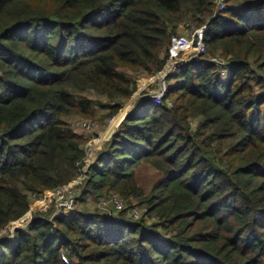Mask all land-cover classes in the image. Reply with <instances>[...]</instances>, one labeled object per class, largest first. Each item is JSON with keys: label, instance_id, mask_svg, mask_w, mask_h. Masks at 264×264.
<instances>
[{"label": "trees", "instance_id": "trees-1", "mask_svg": "<svg viewBox=\"0 0 264 264\" xmlns=\"http://www.w3.org/2000/svg\"><path fill=\"white\" fill-rule=\"evenodd\" d=\"M228 2L0 0V230L31 194L76 178L85 139L68 118L97 103L115 116L136 74L165 67L180 24H208L209 55L231 69L178 67L164 103L142 98L89 166L80 200H139L152 223L98 209L37 218L0 238V264H264V0ZM143 164L158 173L150 192Z\"/></svg>", "mask_w": 264, "mask_h": 264}, {"label": "built area", "instance_id": "built-area-1", "mask_svg": "<svg viewBox=\"0 0 264 264\" xmlns=\"http://www.w3.org/2000/svg\"><path fill=\"white\" fill-rule=\"evenodd\" d=\"M215 3L218 11H224L234 7L229 5L228 0H215ZM181 28V31L177 33L174 39V53L169 57L167 64L160 71L163 84L159 85L158 89L153 91L150 97L152 103L154 104L162 105L164 103V98L168 88L170 87V85L167 86L165 80L169 76H172L178 67L185 63L190 61H204L206 63H214L219 66L221 75L224 78H228L231 73V69L227 63V60L221 54H216L214 56L209 55L208 44L206 41V33L209 30L208 24L192 28L190 22H185L181 24ZM261 75L264 78V73ZM97 125L98 124L96 121L81 117L74 119L71 124L73 128L80 127L81 129H84L88 132H93ZM91 146L92 145L88 144L85 151L86 168L89 164V161L87 162V157H89V154L92 151ZM83 171H86V169L84 170V168L80 167L79 173L75 179H73L67 185L59 187L52 193L45 196V199H48L49 202L52 201L54 203L56 208V218H66L75 212V208L78 204V199L81 194L80 186L83 182ZM31 198L34 200L37 198H42V196L31 194ZM98 202L99 206L107 212L125 211L135 220L141 219L146 212V210L143 212L139 206L134 205L133 203L128 204V202L117 193H109L106 196H102ZM62 258L64 261H68V258L65 254L62 255Z\"/></svg>", "mask_w": 264, "mask_h": 264}, {"label": "rangeland", "instance_id": "rangeland-1", "mask_svg": "<svg viewBox=\"0 0 264 264\" xmlns=\"http://www.w3.org/2000/svg\"><path fill=\"white\" fill-rule=\"evenodd\" d=\"M186 22H190L191 27L193 26V24L190 20H187ZM194 28H196V27H194ZM181 29L182 28H181V24H180L177 28V33L179 31H181ZM135 78L137 80V90L139 89L140 81H142L143 79L150 80V78H153V80L150 82L149 85H147L146 89L144 88L143 91L141 90V92L138 93L139 98L136 99L135 103H132L131 105H129L130 100L132 99L133 96H135L137 91L129 100H126L123 103L122 107L120 108V110L118 111V113L115 116L107 117V114H109L110 111L104 110L97 103V106H95V115L92 118L91 117H83L80 115H72L69 117L70 120L68 119V121L71 122L70 125L72 124V121H74V119H77L80 117L90 119V120H94L98 124L93 132H88L84 129H81L80 127H75V129H74L71 126L73 128V130L77 132V134L84 137L85 142L83 144V148L85 151H86L88 144L92 145L91 146L92 151L90 152L89 157H87L88 158L87 162L89 161L87 168H86V159L84 161V164L81 166V168H84V170L86 169V171H83V173H82L83 182L80 186V189H81L80 193L83 191V187L85 185V181H86L87 176H88L89 166H91L92 164L97 162L99 150L101 149V147L103 146V144L106 141H109L112 138V136L115 134V132L122 125L126 116L129 114V112L127 113V111L131 108H132L131 111L133 109H135L136 106L138 105L139 101L142 98H150L152 95V92L155 91L156 89H158L159 85L163 84V80H161L160 72H158L154 76H148L146 74L139 73V74L135 75ZM165 81H166L167 86H169L172 83L175 84L174 74L172 76H169ZM85 94L89 98L94 99L96 102H106L105 97L96 95L93 91H88ZM142 96H144V97H142ZM122 112H125V113H124V117L121 120V117H122L121 113ZM136 177H137L139 184L144 188V190L146 192H150L153 182L158 178V173L154 168L150 167L149 165L143 164V165H140L138 168H136ZM80 196H81V194H80ZM42 198H37V199L33 200L31 209L23 218H21L18 221L10 223L5 229L0 230V238L4 237V236L12 235L17 228H25L26 225L30 224L32 220H35L37 218H47L50 221L53 220L54 218H56L57 217L55 215L56 208L54 206V203L52 201L49 202L48 199H45V196H42ZM100 198L101 197H96L94 195H88L83 200L78 199V204L75 208V211H77V209L78 210L82 209V210H86V211H90V212L95 211L96 209H98L100 211H104V209H102L99 206L98 201ZM132 203L134 205L139 206V208H141L143 210V212H145L146 208L144 206L140 205L139 200H134ZM144 215H146V214H144ZM145 218H146L148 223L153 222V219H150L147 215L145 216ZM67 258H68V256H67ZM65 262H68V261H65Z\"/></svg>", "mask_w": 264, "mask_h": 264}, {"label": "crops", "instance_id": "crops-1", "mask_svg": "<svg viewBox=\"0 0 264 264\" xmlns=\"http://www.w3.org/2000/svg\"><path fill=\"white\" fill-rule=\"evenodd\" d=\"M152 80H153V78H150V80L143 79L142 81H140V83H139V89L137 90V93L135 94V96H133L132 99L130 100L129 105H131L132 103H135V102H136V99L139 98L138 93H140L141 90L143 91L144 88L146 89L147 85H149L150 82H151ZM139 95H140V94H139ZM142 97H144V96H142ZM131 109H132V108H131ZM131 109H129V110L127 111V113H128V112H131ZM68 119H69V118H68ZM69 120H70V119H69ZM74 129H75V128H74ZM75 132H76V131H75ZM76 133H77V132H76Z\"/></svg>", "mask_w": 264, "mask_h": 264}]
</instances>
